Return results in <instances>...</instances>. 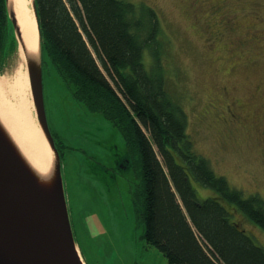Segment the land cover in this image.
I'll return each instance as SVG.
<instances>
[{
    "label": "trees",
    "instance_id": "16d2710c",
    "mask_svg": "<svg viewBox=\"0 0 264 264\" xmlns=\"http://www.w3.org/2000/svg\"><path fill=\"white\" fill-rule=\"evenodd\" d=\"M35 2L42 71L46 62L53 66L72 99L102 115L124 141L118 162L137 180L131 201L143 241L167 264H264V248L238 219L264 232V200L244 197L196 152L187 116L166 90L157 12L129 0ZM15 47L0 0V73ZM194 184L210 195L200 199Z\"/></svg>",
    "mask_w": 264,
    "mask_h": 264
},
{
    "label": "rangeland",
    "instance_id": "374dc122",
    "mask_svg": "<svg viewBox=\"0 0 264 264\" xmlns=\"http://www.w3.org/2000/svg\"><path fill=\"white\" fill-rule=\"evenodd\" d=\"M129 1L152 7L158 14L166 90L187 116V133L196 152L209 160L216 175L224 177L244 197L256 194L264 200V100L256 94L251 96L253 100L247 98L248 114L241 111L240 120L233 124H223L206 110L210 98L217 94L214 86L218 83H233L236 97L242 99L248 97L256 83L264 86L260 62L242 67L245 59L228 58L234 52L226 47L225 39L206 43L191 8L202 0ZM259 1L263 19L259 28L264 33V0ZM248 21V17L244 18L243 25ZM260 45L264 47V38ZM17 58V53L10 56L3 72ZM143 64L146 70L153 64L148 48L143 51ZM233 64L238 66L237 72L230 75L228 69ZM42 86L47 123L60 147L72 231L83 260L87 264H167L142 239L130 190L137 180L131 170L117 167L125 152L120 133L102 115L89 113L76 103L47 62L43 65ZM194 188L200 199L211 193L196 184ZM238 219L246 233L264 248V232L251 222Z\"/></svg>",
    "mask_w": 264,
    "mask_h": 264
},
{
    "label": "water",
    "instance_id": "95a60500",
    "mask_svg": "<svg viewBox=\"0 0 264 264\" xmlns=\"http://www.w3.org/2000/svg\"><path fill=\"white\" fill-rule=\"evenodd\" d=\"M30 3L28 33L16 13L15 0H4L16 43L13 54L19 52L25 64L46 154L44 167L35 166L0 118V264H85L72 231L61 157L46 119L40 25L36 2ZM119 166L129 171L122 162Z\"/></svg>",
    "mask_w": 264,
    "mask_h": 264
},
{
    "label": "flooded vegetation",
    "instance_id": "af4514ba",
    "mask_svg": "<svg viewBox=\"0 0 264 264\" xmlns=\"http://www.w3.org/2000/svg\"><path fill=\"white\" fill-rule=\"evenodd\" d=\"M260 7L259 0H202L191 5L196 27L206 43L209 42L210 45L216 39L223 38L226 40V47L234 52V55L228 57L229 59L237 56L245 59L242 67L247 64L252 67L261 64L264 69V52H262L264 47H260V41L264 38V33L259 28L263 23ZM247 17L249 21L243 25L244 18ZM237 67L233 64L228 69V73L234 75ZM219 72L220 70L217 71ZM263 87L256 83L248 97L242 99L236 97L233 83H218L214 86L217 94H213L210 98L206 110L213 113L223 124L237 123L241 118L240 112L247 113L249 110L248 104L245 103L247 98L253 100L251 96L256 94L257 98L264 100ZM261 135L264 142V133Z\"/></svg>",
    "mask_w": 264,
    "mask_h": 264
},
{
    "label": "bare ground",
    "instance_id": "6f19581e",
    "mask_svg": "<svg viewBox=\"0 0 264 264\" xmlns=\"http://www.w3.org/2000/svg\"><path fill=\"white\" fill-rule=\"evenodd\" d=\"M16 13L28 33L31 31L30 0H15ZM14 65L0 73V118L35 166L44 167L43 145L34 120L25 64L21 54Z\"/></svg>",
    "mask_w": 264,
    "mask_h": 264
}]
</instances>
